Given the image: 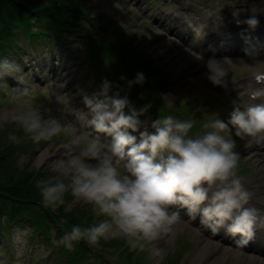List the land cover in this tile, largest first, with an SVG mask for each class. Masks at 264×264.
<instances>
[{
	"label": "clouds",
	"instance_id": "obj_1",
	"mask_svg": "<svg viewBox=\"0 0 264 264\" xmlns=\"http://www.w3.org/2000/svg\"><path fill=\"white\" fill-rule=\"evenodd\" d=\"M234 20L250 30L259 25L257 12L244 20L234 14ZM191 55L204 63L208 82L226 87L231 60L211 57L204 61L202 54ZM246 55L250 74L240 85L245 89L240 93L241 103L234 102L227 122L212 114L196 131L198 121L166 115L153 121L152 133L140 132L137 142L131 133L138 131V116L150 105L137 112L127 96L109 95L107 80L92 98L85 96L91 119L85 118L84 126L93 131L80 133L73 126V138L56 149L64 151L51 168L55 175L37 180L36 188L42 206L52 212L65 204V194L70 192L74 202L90 205L93 214L105 219L89 227L72 225L58 243L72 251L73 241L96 246L101 240L123 238L130 251L148 252L158 264L160 242L174 239L186 223L180 211L172 210L174 206L186 208L189 220L199 214L200 225L213 234L226 228L228 234L239 235L238 247L254 239L256 229L264 228V195L249 187L237 172L241 155L232 130L245 148L264 146V103H252L264 99V59L258 51L246 50ZM19 72L18 66L5 61L0 64V81L6 76L19 80ZM144 82L141 72L128 85ZM8 124L18 125L35 144L51 141L64 131L56 118H44L35 108L0 110V127ZM100 134L110 139H102ZM7 140L21 142L15 133ZM53 155L55 152L44 156L37 167H43ZM206 258L207 254L197 256L194 264H204Z\"/></svg>",
	"mask_w": 264,
	"mask_h": 264
},
{
	"label": "rangeland",
	"instance_id": "obj_2",
	"mask_svg": "<svg viewBox=\"0 0 264 264\" xmlns=\"http://www.w3.org/2000/svg\"><path fill=\"white\" fill-rule=\"evenodd\" d=\"M154 1L156 0H151V5H148L150 0H81L79 2L83 6V12L90 19H94L93 23L95 27H101L102 24L109 22L115 26L110 30L111 36H116L118 30L121 32L125 38L124 47L130 50V52L127 51L121 55L122 57H119L121 59L102 61L96 58L95 55L90 57V54L88 55V41L81 38L78 39L79 42L77 44L73 43L75 44L73 47L77 48L76 51L73 50L70 44L67 45L69 47L68 50L60 47L53 57L50 52L44 51V54L50 57L45 61L47 69L45 67H41L40 69L37 67L36 72H34L35 74L29 70L30 67L26 70L24 66L29 65L35 58L38 59L40 65L44 64L39 46H35V49L40 57L38 55V57H31L21 50L22 55H24L22 62H20L15 53H9L8 57L5 58L7 60L3 59V61L19 67L20 72L18 75L22 82H24L23 84L27 86L25 90L29 89V91L17 94L16 90L7 87L3 81H0V110L35 108L39 110L44 118L52 116L64 125V131L58 137H54L48 142H41L40 144H35L27 138L18 125L8 124L0 127V146L8 145L13 149V163L15 164V168H17L12 174V177H14L11 179L13 183H21V180L27 174H32L34 177L39 172L50 178L55 175L51 172V168L54 161L60 156V152L64 151L63 148H60V151L57 152V147L73 138L71 131L73 126L78 128L80 133L87 132L82 126L84 124L82 123V119H91V114L84 104V97L92 98L94 94L98 93L102 88L104 80H107L111 85L109 95L118 92L120 97L127 96L133 107L134 101L144 107L150 105L148 108L153 107L157 110L159 113L158 117L161 118L166 115H172L178 119L180 118L179 113L181 110H188L183 104L192 103L191 114L202 116L205 119L207 116L212 115L207 108L213 109L224 102H229L230 99H235L234 91L237 87L241 86H231L230 82L249 76L250 73L245 65L246 62H250L249 56L239 55L230 58L233 63H230V74L226 78V90H223L219 86L214 87L205 78L204 73L206 72V68L203 62L196 61L195 64L191 62L190 64L180 65L182 59L185 56L191 55L192 51L190 47H186L180 40L179 31H175L174 28L170 32L165 30L166 27L163 26L161 21V3H159V1L162 2L163 0H159L156 3L158 7L152 4ZM178 1L182 2V0ZM244 1L240 0L247 7V3H244ZM233 2V0H183L184 5H182V9L188 14L197 11L199 17L194 14L193 17L197 18V22L200 25L206 22L212 23L213 20H209V16L218 17L219 13L228 12V15L231 14V18L234 14L243 16L252 9L249 6L248 9L240 7L232 11ZM164 6H166L165 3ZM175 8L176 10L173 13H178L179 6L176 5ZM182 9L180 10L183 11ZM235 11L239 12L236 13ZM77 24H80L81 27H88L89 32H93V25L87 20V16L82 18V20L79 19ZM160 25L162 27H159ZM193 28L194 25H191L190 28H186V31ZM201 33H204L202 27ZM15 42L18 44V38H15ZM196 53L200 54V50ZM262 57L264 59V56ZM203 58L204 61L209 59L208 56H203ZM145 63H151V67L144 73L145 82L143 84H133L129 87L128 81L135 80L136 74L144 71L141 69V65L143 66ZM33 64L37 65L38 63L33 62ZM128 64L135 67V70L130 69ZM108 65L112 69H115L116 74H120L115 80L113 79L114 73H110ZM124 65L130 69V77H128L129 72L124 73L125 70L122 68ZM152 68H155L157 74L159 76L161 74V77L150 72ZM47 70L50 72H47ZM35 76L36 78L40 77L44 84L35 83ZM164 76L169 78L168 81L170 80L175 83L173 84L174 88H169L167 92L165 91L166 93H161V91L155 90V86L159 85L160 81H164ZM121 77L124 79H121ZM14 80L17 79L13 77V84H16ZM146 84H149L150 94L144 91V85ZM150 95L153 99L156 97L157 106H153L149 102V100H152ZM141 98L144 99L142 100ZM73 110L76 111V116L69 114ZM125 111L127 112V109ZM144 117L146 118V115ZM77 122H80L81 125L77 124ZM142 131L144 130L140 128L137 132L131 134L140 135ZM10 133H15L21 142L8 141L7 136ZM100 135L102 139H110L106 138L104 134ZM236 143L237 147L241 148L238 151L241 155L239 166L243 167L244 165L250 170V174H243L241 177L246 178L248 186L252 187L254 186L253 182L259 183V180L264 178V170L260 164L261 159L258 158L257 151H247V148L244 147V141L238 139ZM54 152L55 155L52 156L50 161L44 164L43 167H37L40 163L39 158L41 155L47 156ZM66 206V211L74 206H78L79 208H84L85 212H92L91 206L82 202L71 200ZM103 219L105 218L100 217L99 220ZM9 235L13 243H16L19 247L18 256L20 257L19 260H21V258L26 256V254L24 255L23 248L29 243L30 231L27 227H18L13 229ZM201 241V235L197 230L185 224L181 225V231L177 233L174 239L168 242H160L162 257L158 258V264H194V258L198 256V248ZM104 242L106 244L89 245L92 256L89 255L87 264H100V259L105 264H115L113 259H107L103 256V249L108 251V254L113 255V258L118 256V264H129V257L132 259L130 264H154V259L148 252L137 253L130 250L124 252L123 248L125 247L122 244H125L126 241L123 238ZM61 247L62 245L56 242V255H59ZM46 251L47 247L41 255ZM220 251L219 255L230 259L229 264H245L246 261L253 264L257 260L254 255H250L244 258L246 259L245 261H242L244 259L238 256V251L233 252L227 247H221ZM0 256V264H4L3 253ZM40 256L36 251L35 258L38 259ZM57 259L52 260L51 264H60ZM204 264H208V262L205 260Z\"/></svg>",
	"mask_w": 264,
	"mask_h": 264
},
{
	"label": "trees",
	"instance_id": "obj_3",
	"mask_svg": "<svg viewBox=\"0 0 264 264\" xmlns=\"http://www.w3.org/2000/svg\"><path fill=\"white\" fill-rule=\"evenodd\" d=\"M81 0H0V40H6L12 34V22L21 21L28 13H40L44 17L47 14L52 15L51 19L61 26H66L70 21L76 20L82 15L87 16V20L91 19L82 10ZM84 16V17H85ZM115 26L113 23H104L101 27H94L100 38L98 47L100 52L111 55L112 51L124 53L125 41L121 32L118 30L116 36L110 35V30ZM143 57V56H141ZM144 66V65H143ZM145 68L151 66L147 63ZM153 69V68H152ZM151 69V70H152ZM153 72H157L154 69ZM173 82L167 83V86L173 85ZM13 149L8 145L0 146V217L6 213L14 219L21 217L22 219L29 218L35 226L45 228L51 226L53 220L66 221L64 224L70 230L74 224H79V217L84 215V208H73L65 211L66 204L73 198L69 193L65 194V204L52 212L42 206L39 189L36 188V181L41 178H50L38 172L33 177L32 174H27L21 183H13L12 177L15 168L13 163ZM32 175V176H31ZM31 180V181H29ZM35 189H33V188ZM42 207V208H41ZM91 224L94 223L93 214ZM22 219H18L23 221ZM96 222V221H95ZM17 224V223H16ZM81 227L82 225L79 224ZM46 229V228H45ZM48 232V230H47Z\"/></svg>",
	"mask_w": 264,
	"mask_h": 264
},
{
	"label": "bare ground",
	"instance_id": "obj_4",
	"mask_svg": "<svg viewBox=\"0 0 264 264\" xmlns=\"http://www.w3.org/2000/svg\"><path fill=\"white\" fill-rule=\"evenodd\" d=\"M195 61L196 60L193 57L185 56V58L182 59V63H180V65L190 64L191 62L195 63ZM255 147H257V151H258L257 156L261 159L262 166L264 168V146H255ZM43 157L44 155L40 156L39 162L43 159ZM218 249L219 246L216 242L204 240V242L201 243L198 249L197 255L200 256L203 254H207L206 261L208 262V264H211V262L214 260L217 261V264H225L224 263L225 257L223 261L219 260V258L222 256L218 254ZM245 264H250V262L246 261ZM254 264H262V261H256L254 262Z\"/></svg>",
	"mask_w": 264,
	"mask_h": 264
}]
</instances>
